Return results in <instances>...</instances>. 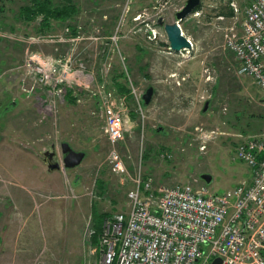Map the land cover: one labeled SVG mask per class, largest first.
Returning a JSON list of instances; mask_svg holds the SVG:
<instances>
[{"label": "rangeland", "instance_id": "rangeland-1", "mask_svg": "<svg viewBox=\"0 0 264 264\" xmlns=\"http://www.w3.org/2000/svg\"><path fill=\"white\" fill-rule=\"evenodd\" d=\"M31 1L0 0L3 9L0 61L8 57L7 63L2 61L5 65L2 77L13 83L18 81L21 93L34 100L39 118L33 121L40 126L39 131L27 132L24 125H33L31 113L9 114L7 145L4 141L1 147L4 136L0 135V264L98 263L102 220L128 210V193L135 188L138 173L151 178L156 191L191 183L208 186L216 194L246 182L251 176V169L235 161L234 153L245 139L264 138V95L253 79L240 73L234 55L225 48V27L241 30L245 17L243 0H232L238 11L233 10L228 0H202V9L181 22L185 35L194 45L185 57L166 53L167 34L157 25V19L164 17L166 23H174L175 14L188 0H154L152 5L149 0H142L140 7L135 2L140 0H74L79 5L76 4L79 14L70 25V20H54L50 30L44 31L41 18L31 23L18 18L21 7ZM226 14L231 15L229 20ZM139 15L142 19L135 21ZM129 20L131 23L127 24ZM151 27L158 34V39L153 41L149 38ZM133 34L145 36L146 41L134 39ZM136 45H145L148 52L158 56L170 57L178 67L199 62L200 76L191 79L176 74L180 83L197 82L193 87L186 84L190 87L182 88L185 93H193L186 101L192 109L185 114H168L167 104L160 102L158 108L162 104V109L150 111L143 106L142 98L135 107L126 96L125 138L113 145L105 132L106 120L100 104L98 110L95 108V100L100 103V96L89 91H98L105 85V91L115 94L108 82L120 72L131 75L129 70L133 71L135 61L140 59V64L143 63L144 55L134 49ZM36 53L62 60L63 66L68 59L74 65L76 60L85 63L84 77L70 76V81L81 83V86L75 83L74 87L86 93L82 103L68 107L70 85L59 96L46 87L28 92L33 81L24 65ZM153 76L158 80L160 73ZM172 78L176 79L174 74ZM145 80L141 76L136 83L131 75V87L141 96L150 88ZM82 110V116L70 121L72 112ZM65 123L71 126L74 135H66ZM63 143L86 154L79 167L64 168ZM204 145L206 148L202 150ZM165 146L171 148V157H162ZM52 147H56L62 165V170L54 174L48 172L43 161V153ZM32 148L40 152L39 165L13 166L16 160H31L32 153L28 155V151L32 152ZM114 155H119L125 173L114 170ZM6 157L13 160L8 166ZM26 170L29 175H35L33 181L22 180ZM203 175H210L212 182L208 184ZM93 229L98 234L90 236Z\"/></svg>", "mask_w": 264, "mask_h": 264}, {"label": "built area", "instance_id": "built-area-1", "mask_svg": "<svg viewBox=\"0 0 264 264\" xmlns=\"http://www.w3.org/2000/svg\"><path fill=\"white\" fill-rule=\"evenodd\" d=\"M243 3L241 30L225 28V48L233 53L240 73L253 79L264 95V0ZM232 5L238 11L235 2ZM141 19L139 15L135 20ZM150 34V40L158 39L152 27ZM164 49L173 54L170 47ZM61 62L37 53L27 59L24 69L33 81L28 92L46 87L59 96L62 89L68 91V85L82 91L74 87L81 83L70 81V76L84 77L85 63L76 60L74 65L68 59L63 66ZM100 90L89 92L100 96L105 132L116 145L125 138L123 121L128 104L125 97L105 91V85ZM131 94L141 104L142 96L133 86ZM83 97L78 102L82 103ZM234 160L252 170L253 180L222 194L191 183L156 191L152 179L138 173L135 188L128 193V210L103 222L97 264H215L218 260L220 264H264V138L249 137L239 143ZM112 166L117 173L126 171L119 155L112 157ZM90 233L93 236L95 231Z\"/></svg>", "mask_w": 264, "mask_h": 264}, {"label": "crops", "instance_id": "crops-1", "mask_svg": "<svg viewBox=\"0 0 264 264\" xmlns=\"http://www.w3.org/2000/svg\"><path fill=\"white\" fill-rule=\"evenodd\" d=\"M70 1H73L75 3L74 0H70ZM149 1L151 2V5H152V3H154V0H149ZM135 2H138L137 4L140 7L142 0L135 1ZM150 2H149V4H150ZM77 6H79V5L77 4ZM229 12L232 13V11L230 9H229ZM226 15H227L228 20H229L231 15H229V14H226ZM232 18H234V17L232 16L231 19ZM128 23H131V21L129 20L127 22V24ZM140 36L141 35L135 36L133 34L134 39H136L138 37L139 39H143V41H146L145 36L144 37L143 36L140 37ZM143 46H145V45H143ZM143 46H137L136 45L134 47V49H136L137 51L138 50L141 51V54L144 55L143 63L140 64V59L135 61L133 63V65H134L132 68L133 71L132 72H131V70H129V71H130L131 75L133 76V78H135L136 83H137V81H136L137 78L143 76L144 78H146L145 81L150 84L149 87L154 88V96H153L151 104L149 106H146V107H148L147 109L150 111L156 110L158 108V102H160L162 104H167L166 110H167L168 114H171V113L185 114V112H190L192 107H189L190 102L186 103V101H189L188 97H190L193 93H191V92L187 93L188 91L185 93L184 91H182L183 90L182 88L184 87V85H185V87H190V85H191V87H193L194 86L193 84H197V82L194 83L191 81V83H190V81L187 80L184 83H180L181 79H180V77L177 79L176 74L180 75L181 77H188L189 76L191 79H193V78L197 79L200 76V74H199L200 73L199 72L200 71V63L196 62V61H192L189 64L188 63L185 64V66L182 65V66L178 67L176 62L173 59H169L170 57L169 58L164 57V55L158 56L156 53L153 54L152 52H148L146 49V46L145 47H143ZM52 48L54 50L55 47H52ZM177 56H178V54H177ZM177 56H175V57H177ZM2 61L7 63L8 57L6 58V60L2 59L0 61V106H1L0 107V135L4 136V139L1 140L2 141L1 147L4 144V141L6 142V145H7L8 140H6L5 138H6V136H8L10 134L8 132V127H9L8 126V116H9V114L22 113V115H23V113L25 114L26 111H27V113L30 112L31 118H32V121H30V122H31V124L33 123V125L30 126V125L25 124L24 126H27L26 131L27 132H31V131L34 132V131L40 130V126H38V123H36L37 121L36 122L33 121L35 118L36 119L39 118V115H38L39 111H37L38 109L35 108L36 105H35L34 100H30V98L27 99L21 93V91L19 89L18 81L13 83V81H11V82L8 81L9 80L8 78L2 77V73L4 71L2 69L5 66L4 64H2ZM183 61H185V60H183ZM152 72H154L153 74L160 73V77L158 78V80H154V76H153ZM173 74H174V77L176 79L172 78ZM131 75L130 74L129 75L124 74V76H123L122 73L120 72L117 76H114V79H112L108 82V86L114 90V93L117 95L118 98H120L121 96H126L127 94L124 93L125 90L127 91V89L131 88V85H132V83L130 81ZM186 84H190V85L188 86ZM158 88L161 90H159ZM41 92H42V90L40 91V94H41ZM130 100H133V99L130 98ZM66 103H67L68 107L75 108V106H76L75 104H72V102L70 103L68 98L66 100ZM129 104H131V103H129ZM162 104L159 107L160 109H162L164 107ZM131 105L135 106V103L132 101ZM131 105H129V107ZM95 108L97 110L99 109V103L96 100H95ZM82 112H83V110L81 112H72V117L70 116V121L73 117L81 115ZM132 113H133V111H132ZM132 113L130 115L131 117L134 116V113L133 114ZM28 121L29 120H27V122ZM35 123H36V125H35ZM64 125H65L64 126L65 129L68 132V133H66V135H71V136L74 135L71 126L68 125V123L67 124L65 123ZM28 126H29V128H28ZM20 128L21 127L17 126V130H20ZM22 129H23V127H22ZM161 135H162V132H161ZM52 148H51V150H52ZM162 149L165 151H169L171 148L168 146H165ZM74 150L77 151L76 149H74ZM48 151H50V150H48ZM78 152H83V151H78ZM31 153H32V159L28 160L27 162L24 159L20 160L19 162L17 160H16V162H13V160L8 159L9 157H6L7 158L6 159L7 165L6 166H8L9 162L10 163L13 162L14 163V164L12 163L13 166H16L19 168L20 167L29 168L30 167L29 165L35 166V164L39 165V163H40V161H39V159H40L39 150L37 148L36 149L32 148V152H30V150H29L28 155H31ZM35 154H36V156H35ZM35 157H37L38 160L36 158V161H35ZM31 161H33V163H29ZM28 173L29 172L26 170V174L22 175L21 178L23 181L26 180L28 182H31L35 179V175L32 176V175H29ZM49 173L54 174V172H49ZM252 180H253V175L251 174V176H248V178L246 179V182L249 183ZM100 183L101 182H99V186H100ZM101 186H102V183H101ZM104 221H105V218L102 220V222H104ZM99 253L98 254H99V261H100L101 260L100 259L101 258V252H99ZM96 263H97V261L94 264H96Z\"/></svg>", "mask_w": 264, "mask_h": 264}, {"label": "water", "instance_id": "water-1", "mask_svg": "<svg viewBox=\"0 0 264 264\" xmlns=\"http://www.w3.org/2000/svg\"><path fill=\"white\" fill-rule=\"evenodd\" d=\"M202 4V0H188L186 5L175 14L176 21L174 23H166L164 17H160L158 25L163 27L170 47L172 51L180 53L182 51L193 50L192 41L184 34L180 23L187 17L192 15ZM154 96V88H149L143 96L145 106H149ZM207 110V107L205 108ZM62 153L64 155L63 164L65 169H75L79 167L85 160L86 154L84 152L75 151L70 144L63 143L61 145ZM43 161L48 166L49 172H56L62 170V165L59 161L55 160L56 147L52 148V151H47L43 154ZM202 178L210 184L212 177L210 175H203ZM215 264H220V261H216Z\"/></svg>", "mask_w": 264, "mask_h": 264}, {"label": "trees", "instance_id": "trees-1", "mask_svg": "<svg viewBox=\"0 0 264 264\" xmlns=\"http://www.w3.org/2000/svg\"><path fill=\"white\" fill-rule=\"evenodd\" d=\"M31 2L32 3L28 4L26 7H21L18 13V18L26 23H31L40 20L41 18V22L43 26V28H41L42 31L50 30L51 23L54 20H60L62 22L70 20L68 24L70 25V23L75 19L77 14H79L78 7L70 0L69 2H66V0H64V2L62 3H56L55 0H32ZM2 11L3 9L0 8V15ZM70 27L72 28L71 31H73V34H76L74 32L77 31L73 28V26ZM122 74L123 76L124 74L126 75L125 72ZM75 92H77L79 96L84 95V92H81L75 88H70L68 93V100L70 101V103L72 102V104L76 105L79 100V96L78 95L76 96ZM124 93L127 94L126 96L133 99L134 103L136 102L134 96L131 94V89H127V91L125 90ZM101 231L102 228L100 232ZM95 234H98V231L95 230Z\"/></svg>", "mask_w": 264, "mask_h": 264}, {"label": "flooded vegetation", "instance_id": "flooded-vegetation-1", "mask_svg": "<svg viewBox=\"0 0 264 264\" xmlns=\"http://www.w3.org/2000/svg\"><path fill=\"white\" fill-rule=\"evenodd\" d=\"M52 151V150H51ZM44 158V157H43ZM55 160H57V156L54 158ZM58 161V160H57Z\"/></svg>", "mask_w": 264, "mask_h": 264}]
</instances>
